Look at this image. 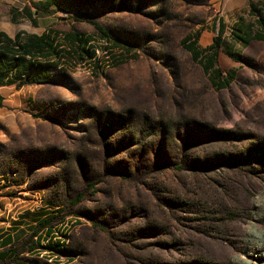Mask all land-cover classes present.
<instances>
[{"label": "rangeland", "instance_id": "374dc122", "mask_svg": "<svg viewBox=\"0 0 264 264\" xmlns=\"http://www.w3.org/2000/svg\"><path fill=\"white\" fill-rule=\"evenodd\" d=\"M44 1L2 0L0 30L90 35L100 63L65 56L47 61L45 81L2 89L0 228L17 259L264 264V43L239 47V63L220 49L219 67L236 70L218 91L181 45L197 28L210 43L217 17L227 35L243 4L53 0L34 23L10 19L9 6ZM94 22L135 57L112 66ZM48 217L61 251L35 244Z\"/></svg>", "mask_w": 264, "mask_h": 264}, {"label": "trees", "instance_id": "16d2710c", "mask_svg": "<svg viewBox=\"0 0 264 264\" xmlns=\"http://www.w3.org/2000/svg\"><path fill=\"white\" fill-rule=\"evenodd\" d=\"M53 0H45L44 2L36 3L31 2L30 6L24 8L25 17L33 21V13L49 12V7ZM30 9H33L31 12ZM11 18L14 19L15 11L10 9ZM95 28V33L98 37L103 38L105 54L110 57L111 65L116 66L124 63L135 57L132 54V46L129 42L123 40H117L110 37L108 30L104 29L98 23H92ZM238 32V43L245 47L251 39L262 40L261 34L254 32L252 35L248 33L242 34L241 29H235ZM60 40H58V37ZM198 36V30L185 35L182 39V47L188 51L196 60H200L209 56L205 60L207 63H199L203 73L205 74L208 82L215 90L225 88L233 80L235 71L231 70L224 76L217 68H213V63L216 57L217 50L222 47L224 53L234 61H241L239 52L232 50L231 45L222 41L220 34L218 33L212 43L206 48L205 54L200 58L201 51L196 47L195 40ZM93 36L84 35L83 33L69 31L63 34L56 30H46L45 32L37 35L34 33H26L19 31L14 34L13 37H9L4 32L0 31V86L2 85H15L21 87L24 85L38 84L47 79V61H56L64 59V57L78 58L79 60H85V56L93 61L95 67H99L100 60L94 52ZM210 51L209 54L207 52ZM211 70V72H208ZM2 97L0 95V106ZM83 194L78 193L71 200V204H76ZM50 219L42 218L34 226L32 235L35 236V244L39 245V241L44 240L45 243L40 244V248L52 250L55 252L61 251L64 248V244H60L61 241L55 240V242H49L50 238H53V232L51 231ZM44 229L43 236H39V232ZM57 233L61 237H65L63 232ZM10 234L6 235L0 240V246L9 243L7 247L0 250V264H5V261L12 260L13 264H28L25 261L17 259V254L12 247L10 241ZM38 241V242H37ZM37 246H30L28 252L36 249Z\"/></svg>", "mask_w": 264, "mask_h": 264}, {"label": "crops", "instance_id": "0c3cea01", "mask_svg": "<svg viewBox=\"0 0 264 264\" xmlns=\"http://www.w3.org/2000/svg\"><path fill=\"white\" fill-rule=\"evenodd\" d=\"M2 0H0L1 2ZM212 2L213 5H218V4H221V0H210ZM224 6L225 8L229 11V10H233L235 9L236 6H240L243 4V11L241 12L240 10H237L236 12H234V14L236 15V19H233L231 25L228 27V33L227 35H225L226 33V24H225V20L224 18L222 17H217V18H214L212 19V22L210 23L209 26H205V29H206V33H213V35L211 36V42L206 44V45H202L201 44V37H202V34H201V28H197L198 30V36L195 40V44H196V47L201 51V54L199 55L198 58H200L202 55L205 54V50L206 48L212 43L213 41V38L219 33L220 34V38L222 41L226 42L227 44L231 45V48L233 51L235 52H239L240 54V49L239 47L241 48H245L247 47L250 42L252 41H256V42H262L264 43V0H224ZM26 7V6H25ZM24 7V8H25ZM24 8L23 6H9L8 8V13H9V16H10V19L15 21L16 18L18 16H21L27 20H29L27 17H25V14L23 13L24 12ZM10 9H13L15 11V13H17L15 15V18L12 19L11 18V14H10ZM31 12H33V9H30ZM38 14V13H33L32 14V19L34 23V16ZM236 28H239L241 29V32L242 34H249V35H252L254 32H257L259 34H261L262 36V40H256V39H251L248 44L245 46V47H242L239 43H238V39H237V35H238V32L235 30ZM2 31V30H0ZM46 31V30H45ZM43 31V32H45ZM4 32V31H2ZM19 32V31H17ZM16 32V33H17ZM42 32V33H43ZM6 35H8L9 37H13V36H10L9 34H7L6 32H4ZM36 34V33H34ZM41 34V33H40ZM39 35V34H37ZM221 51L224 53L222 47H220L217 52H216V57H215V60H214V63H213V68H217L221 71V74L224 76L227 72H230L231 70H236L234 67L232 68H229L227 70H222L219 65H218V61H217V58H218V53L219 51ZM188 52V51H187ZM189 53V52H188ZM210 51L207 52V54H209ZM225 54V53H224ZM191 59L198 64L199 63H207V60H205L206 58H208L209 56L207 57H204L201 59V61L199 60H196L190 53H189ZM226 55V54H225ZM227 56V55H226ZM240 57H241V54H240ZM230 58V57H229ZM231 59V58H230ZM232 60V59H231ZM234 63H239L241 61H234L232 60ZM199 65V64H198ZM200 67V66H199ZM201 68V67H200ZM202 70V69H201ZM203 72V71H202ZM208 72H211V70H208ZM204 74V73H203ZM205 75V74H204ZM206 77V76H205ZM234 77H235V74H234ZM207 79V78H206ZM234 79V78H233ZM232 82V81H231ZM230 82V83H231ZM229 83V84H230ZM210 84V83H209ZM211 85V84H210ZM8 86H15V85H2L0 86V95L2 97V101H1V106H3V102H4V96L2 94V89L4 87H8ZM26 86V85H24ZM229 86V85H228ZM227 86V87H228ZM22 87V86H21ZM225 87V88H227ZM213 88V87H212ZM214 89V88H213ZM224 89V88H222ZM215 90V89H214ZM221 90V89H219ZM218 91V90H217ZM0 228V234H2V236H0V240L3 239L6 235H8L9 233H4L5 232V229H2ZM9 245V243H7L6 245L3 244L2 246H0V250L4 249L5 247H7Z\"/></svg>", "mask_w": 264, "mask_h": 264}]
</instances>
